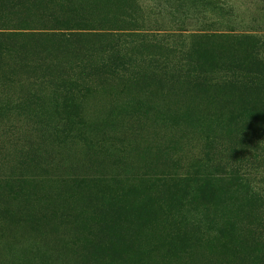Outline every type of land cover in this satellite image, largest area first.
I'll use <instances>...</instances> for the list:
<instances>
[{
    "label": "rangeland",
    "instance_id": "374dc122",
    "mask_svg": "<svg viewBox=\"0 0 264 264\" xmlns=\"http://www.w3.org/2000/svg\"><path fill=\"white\" fill-rule=\"evenodd\" d=\"M0 264H264V0H0Z\"/></svg>",
    "mask_w": 264,
    "mask_h": 264
},
{
    "label": "trees",
    "instance_id": "16d2710c",
    "mask_svg": "<svg viewBox=\"0 0 264 264\" xmlns=\"http://www.w3.org/2000/svg\"><path fill=\"white\" fill-rule=\"evenodd\" d=\"M58 24L56 26V30L61 32L62 35H65V37L68 36L67 38L69 39H72L74 33L89 32L95 30L91 26L77 25L72 22H61Z\"/></svg>",
    "mask_w": 264,
    "mask_h": 264
}]
</instances>
